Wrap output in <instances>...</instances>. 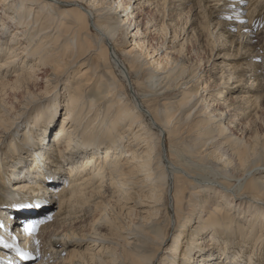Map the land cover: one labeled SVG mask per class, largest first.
Listing matches in <instances>:
<instances>
[{
    "label": "bare ground",
    "instance_id": "obj_1",
    "mask_svg": "<svg viewBox=\"0 0 264 264\" xmlns=\"http://www.w3.org/2000/svg\"><path fill=\"white\" fill-rule=\"evenodd\" d=\"M240 1L0 0V58L7 55L0 61L2 91L25 89L43 74L55 94V102L42 108L41 124L50 129L42 132L36 152L26 154L24 171L12 177L7 166L0 167V209L35 214L23 222L15 221L18 233L12 234L11 215L1 211L0 246L13 245L15 251L0 248V262L23 264L34 252L44 259L57 255L49 253L54 235L44 238L40 233L53 223L73 218L78 223L84 212L97 209L94 199L104 198L108 206L119 207L115 215L122 224L106 209L99 210L89 225L103 227L105 222L111 234L83 232L91 243L86 248L77 241L85 251L74 249L64 264H264V219L255 225L263 226L257 241H252L256 229L250 230V223L233 219L238 215L251 221L264 214V121L259 135L247 124L248 115L264 99V45L258 46L259 56L252 60L249 71L236 69L238 85L250 75L247 89L241 91L243 88L233 85L234 72L226 76L222 71L219 80L214 76L206 79V58L195 66L194 61L179 60L171 65V52L166 49L176 47L175 30L172 47L166 42L146 45V35L154 26L165 32V26L167 40L175 18L161 26L152 20L144 23L139 10L145 5L165 17L166 12L177 9L183 15L185 3H190L191 10L199 2L207 6L216 2V8L233 12ZM248 1L252 5L260 2ZM252 12L250 22L243 26L256 31L261 19L257 10ZM183 39L179 51L187 37ZM126 43L131 46L123 47ZM212 56L213 48L207 62ZM10 73L12 77H8ZM60 84L63 88L58 90ZM213 86L216 94L210 93ZM230 112L234 119L247 121L226 122ZM234 123L249 132L238 137L232 132ZM189 157L197 159L198 165L216 163L223 177L198 179L200 173L188 164ZM21 173L31 180L21 178ZM17 182L32 184L30 193H17L12 186ZM46 192L58 202L53 221L44 211L50 206L45 202ZM168 193L173 198L177 237L161 258L159 252L172 228V223L165 222ZM211 205L214 208L208 210ZM236 206L243 210L237 211ZM230 218L233 220L226 227ZM194 221L196 228L186 239L184 234ZM26 224L40 233L29 231ZM100 251L106 258L98 255ZM19 253H27L28 258Z\"/></svg>",
    "mask_w": 264,
    "mask_h": 264
},
{
    "label": "rangeland",
    "instance_id": "obj_2",
    "mask_svg": "<svg viewBox=\"0 0 264 264\" xmlns=\"http://www.w3.org/2000/svg\"><path fill=\"white\" fill-rule=\"evenodd\" d=\"M140 0H138L139 2ZM172 1V0H171ZM176 5H178L180 2H174ZM183 6V5H182ZM190 6V3H185L183 7L185 8L183 15L180 13L179 9L175 10L174 13L166 12V16H162L159 11L153 9L152 7H145V5H142L140 7V13H142L143 17L140 18L142 19V22L147 23V21H151L153 23H158L159 26H161L164 22L165 23H171V20L169 18H175V21L172 23V25L169 26L168 28V38L166 40V29L165 26L162 27L165 32L163 31H156L154 30L156 26L151 27L148 30V33L146 35V40L148 43L146 45H151V46H157L158 44L161 43V45L166 42V46L172 47V40H173V33L172 31L175 30V32L178 34V39L176 40L175 43V49L167 48L166 51L171 52V58L169 59V62L171 65L175 60H179L180 62H185L187 64H193L194 61V66L198 65L201 60L205 62V78L208 79L209 76H214V80H219L220 77L222 76V71L225 72L226 76H229L232 72L236 73L235 76L233 77L232 82H234L233 85H236V89H240L241 91H245L247 87V84H249V81L247 80L249 78V73L246 76L245 80L242 81L240 85L239 78H237L238 74L236 69H244V70H250V65L252 64V60L255 58H258V52L257 48L258 46L264 45V0H260V2H257L255 5H252L251 2L248 0H242L240 1L239 5L234 7L236 10L233 12H230L229 9L223 7L222 8H216V2H211L208 3L207 5H203V3L199 2L198 5H195V8H192L191 10L188 9ZM257 10L259 14L258 17L261 19L260 24L258 25V28L255 30H249L247 27H244L243 24L250 22L251 14L253 13L252 11ZM251 11V12H250ZM210 12H212L210 14ZM170 13V15H168ZM175 14V15H174ZM263 16V17H262ZM261 17V18H260ZM257 16L255 17V19ZM189 19V20H187ZM196 28V29H195ZM162 29V30H163ZM240 30V31H239ZM152 32V33H151ZM182 32V34H181ZM250 35L254 36V40H250ZM11 31L7 33L6 39H11ZM187 37V41L184 43V49L181 50V44L184 41L183 38ZM122 39H120L121 41ZM179 43V44H178ZM240 43V47H239ZM124 44V43H123ZM131 46V43H126L125 46L123 47H129ZM112 45H110L111 53L113 55V49ZM213 48V56L211 58L210 62H207V56L208 52L210 49ZM7 53V52H6ZM5 54V53H4ZM7 57V55H4L3 58H0V61ZM36 60V59H35ZM114 61V59H112ZM170 65V67H171ZM30 66V65H29ZM28 66V67H29ZM27 67V69H29ZM213 67H216L215 71H211ZM210 70V72H207ZM43 74L40 76V79H34L32 83H29V86L25 87V89H20L17 90L16 92L10 89H6L5 91H2L3 88L0 86V167L7 166L6 170L14 177L13 175L17 174L18 172H22L23 170V162L24 160H27L26 154L28 153L29 155H32L34 152L37 150V143L41 139V137H44L43 133L45 131H48L50 128H44L43 125L41 124L44 122L42 121L43 118V110L42 108L51 106L55 101V94L51 92L53 88V84L50 82H46L42 78ZM160 76V74H158ZM8 77H12V73L8 75ZM48 78V77H45ZM66 79V78H64ZM62 79V80H64ZM203 82V81H202ZM11 85V84H10ZM216 86L215 84H213ZM13 86V85H12ZM62 86V87H61ZM213 88L210 90V93H217L215 92L216 90ZM238 86V87H237ZM63 88V85L60 84L58 90H61ZM228 89V88H227ZM130 91V90H129ZM133 92L130 91V94ZM208 91L203 92V95L206 94ZM159 93V92H158ZM59 95V93L57 92ZM134 93L131 95L133 96ZM232 94V93H231ZM63 95V94H61ZM60 95V97H61ZM137 95V94H136ZM137 97V96H136ZM213 101H215V97H213ZM62 99L63 96H62ZM61 100V98H60ZM217 101V100H216ZM219 107V106H218ZM65 111H62L60 114V118L56 120L57 124L59 125V121L63 119V113ZM216 113L218 111L216 110ZM228 115H225L224 120L228 122L229 120H233V114L234 112L227 113ZM248 121V127H253L256 135H259L261 133L262 127H263V119H264V99L261 102V105L259 108L254 109L251 111V113L248 115L247 120ZM235 122H245L247 121L246 119H234ZM42 121V122H41ZM237 123H234L231 125L232 132L236 133L238 137H243L248 129H243L238 128ZM31 124V125H30ZM42 125L40 128H33L32 125ZM32 126V128H30ZM47 129V130H46ZM43 132V133H42ZM249 132V131H248ZM32 133V135H30ZM54 135L56 133H53ZM248 133L247 135H249ZM43 139V138H42ZM168 142H166L165 146L168 148ZM22 152H25L22 154ZM187 159V157L185 156ZM163 159L167 161L166 159V153L163 154ZM103 160V158H102ZM20 161V162H19ZM185 162V161H184ZM202 163V161L200 162ZM188 164H192V168L199 172L198 179H205L209 180V177L216 176L214 179L217 177H223L222 176V171L220 167L217 166L216 163H208L206 165H198L197 164V159L193 161L190 157L188 159ZM198 165V166H197ZM198 168V169H197ZM27 171L24 172V174ZM205 177H204V176ZM21 178H23V175L21 173ZM28 178L27 176L23 178L24 180H31V179H26ZM264 178V177H263ZM18 180V179H17ZM67 182V181H66ZM63 183L62 185L66 184ZM18 185V186H16ZM12 186H15L16 188L15 191L17 193H22V194H29L30 189L32 188V184H26L25 182H20L17 184H14ZM49 189V187H46ZM173 192V190H172ZM171 194V193H170ZM168 193V206H169V214L165 217V222L169 223L171 226L172 223V228H170V233L168 234L167 238L164 240V243L162 245V248L159 252V256L163 258V256L166 254L168 251L169 246H171L177 235L176 228H174L175 223H176V218L175 214L173 212V198L171 197ZM137 197V196H136ZM45 202L46 204H49L50 206H46L44 208V211H47L46 218H48L49 221H53V218L51 217L53 212H55L58 208V202L53 200L52 195L49 192H46L45 194ZM31 200V198L29 199ZM96 202V208L97 209H91L90 212L89 210L84 212L85 214L82 215V217L79 218V222H77V219H69L66 220L65 222L59 224H52L49 226L47 230H43L42 233L39 232V229H33L32 232L34 231L35 234H41V236H44V238L48 235H54L52 236L55 241L52 243L53 247L49 251L50 254H57L52 257H46L45 259L42 258L40 253L34 252L32 254V257H29V259L26 260L25 263L23 264H32V263H39V261L42 262H47L48 264L51 263H60L64 264L63 261L64 259L69 256V254L74 250V249H79L82 250L83 252L87 248V245L90 244L91 242V237H84L83 234L85 232H89L92 230L93 235L92 236H97L99 234L102 235H107L109 236L111 234L110 229L106 226L105 222L103 220V224H105L103 227H90V223L94 220H96L99 210L106 209L107 213L112 216L118 218L116 214L117 212V206L112 203V205L108 206V202L104 198H97L94 199ZM13 202V201H12ZM10 203V202H8ZM39 203V202H37ZM14 204V202H13ZM215 204V203H214ZM10 207H5L4 209H0V213L2 210L8 211L11 216L10 219H12L13 224H11V232L13 233H18V227L15 225V221L19 220L20 222L25 221L29 217H33L34 215H29L23 214V211L14 208L10 212L8 209ZM214 207L211 205V207H208V210L213 209ZM234 209L238 210H243L240 207H233ZM39 209V208H38ZM49 210V211H48ZM22 211V212H21ZM213 211V210H212ZM223 211L221 212V214ZM39 214V213H38ZM20 215V216H18ZM250 215L249 212H246V216ZM27 216V217H26ZM259 217L253 218V220L249 221L247 220L248 218H241L238 215H234L233 219L234 220H242L243 224H248L250 223V230L256 229L255 233H252L251 238L252 241H257V237L261 234L263 230V226L261 224L259 226H255L259 223V220L264 219V214L263 215H257ZM35 217V216H34ZM18 218V219H17ZM241 218V219H240ZM21 219V220H20ZM25 219V220H24ZM38 219V218H36ZM233 219H228V223L226 224V227H228V224L233 220ZM41 220H44L42 218ZM254 221V223H253ZM119 225H121L122 220L117 219ZM194 226H190L187 233L184 234L185 238L187 239L190 236V233L193 232L195 226L197 225V222L194 221ZM253 223V224H252ZM20 224V223H19ZM18 224V225H19ZM3 228H6L5 225L6 223L2 224ZM242 227L246 228L245 226L242 225ZM10 231V229H9ZM84 232V233H83ZM20 234V233H19ZM241 234V232H240ZM239 234V235H240ZM86 235V234H85ZM17 238V236H16ZM23 240V239H22ZM222 240V239H221ZM77 241L83 242L86 244L85 247H80L76 243ZM223 241V240H222ZM9 246V247H8ZM8 246H0V248H4V251H8L10 253H14L15 249L13 245H8ZM85 246V245H84ZM13 247V248H12ZM182 250L183 247H180ZM99 249L92 251L94 253H97ZM184 252V251H183ZM184 253H182L183 255ZM100 257L106 258L104 256V253L102 251L99 252L98 254ZM179 256V255H178ZM174 258V256L172 255ZM5 262H0V264H4ZM20 263V262H18ZM158 264H161V261L157 262ZM231 264V263H230ZM258 262L256 261V263Z\"/></svg>",
    "mask_w": 264,
    "mask_h": 264
},
{
    "label": "snow or ice",
    "instance_id": "obj_3",
    "mask_svg": "<svg viewBox=\"0 0 264 264\" xmlns=\"http://www.w3.org/2000/svg\"><path fill=\"white\" fill-rule=\"evenodd\" d=\"M28 227H29V231H31L33 226L29 225ZM19 254L22 255L24 258H28V254L27 253H19Z\"/></svg>",
    "mask_w": 264,
    "mask_h": 264
}]
</instances>
